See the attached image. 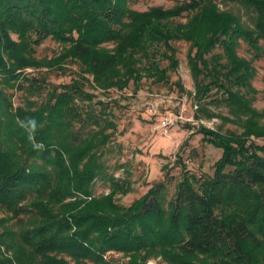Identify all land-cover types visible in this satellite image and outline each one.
<instances>
[{"label": "trees", "instance_id": "16d2710c", "mask_svg": "<svg viewBox=\"0 0 264 264\" xmlns=\"http://www.w3.org/2000/svg\"><path fill=\"white\" fill-rule=\"evenodd\" d=\"M223 1L140 10L130 0H0V264H150L155 256L264 264V144L253 141L264 139V112L253 106L252 83L253 62L264 57V0H234L249 21ZM48 38L64 47L40 58ZM174 41L190 43L196 95L222 92L216 100L232 108L242 131L202 127L222 155L211 176L185 170L167 206L163 183L122 205L117 194L130 184L106 172L102 159L116 123L106 110L80 105L79 97L94 95L78 79L34 99L43 82L27 70L74 61L102 89L138 88L177 69ZM241 42L252 58L238 52ZM8 88L31 95L15 105ZM98 178L110 180L108 193L94 194Z\"/></svg>", "mask_w": 264, "mask_h": 264}, {"label": "rangeland", "instance_id": "374dc122", "mask_svg": "<svg viewBox=\"0 0 264 264\" xmlns=\"http://www.w3.org/2000/svg\"><path fill=\"white\" fill-rule=\"evenodd\" d=\"M177 1L182 0H130V6L146 10L153 6L171 7ZM220 7L232 9L240 13L244 21H249L248 12L237 1L225 0L220 2ZM186 20V16L177 19L183 22ZM173 45L179 65L175 71L170 72L169 79L157 82L152 78H143L138 88L131 82L123 89H102L94 85L92 77L82 71V65L74 61H68L59 69L27 70V75L43 82L41 91L34 94V99L44 97L54 85L61 86L78 79L84 82V89L94 95L92 101L79 97L80 105L98 111L106 110L108 117L116 123L102 159L106 172L130 184V191L117 194V201L122 205H130L153 185L163 183L164 204L167 206L169 199L175 195L176 186L183 179L185 170L188 169L198 177L211 176L215 170V162L222 155L221 148L204 138L201 128L207 127L223 133L242 131L241 125L231 120L236 116L232 108L224 101L216 100L222 96V92L213 89L204 98L196 95L188 64L190 43L174 41ZM63 47V44L48 38L37 47L36 55L40 58L52 57L60 53ZM238 52L252 58V52L245 42H241ZM253 63L257 73L252 83L258 89L253 106L264 112V57ZM167 64L168 61L163 62L164 66ZM83 74L89 77L87 81L82 78ZM7 92L12 95L15 105L21 104L26 96L31 95L14 88H8ZM165 117L170 119L168 125L163 124ZM89 129L90 127L87 130ZM253 141L258 145L264 144L263 138H254ZM259 153L264 154L262 150ZM110 189L109 179L98 178L93 192L100 195L108 193ZM4 214L0 210V215ZM114 259L121 262L126 257L116 254ZM149 263L170 264L156 256L149 258Z\"/></svg>", "mask_w": 264, "mask_h": 264}, {"label": "built area", "instance_id": "2783aa9c", "mask_svg": "<svg viewBox=\"0 0 264 264\" xmlns=\"http://www.w3.org/2000/svg\"><path fill=\"white\" fill-rule=\"evenodd\" d=\"M180 118H182V116H180ZM170 123V119H169V117H165L164 118V121H163V124L164 125H168Z\"/></svg>", "mask_w": 264, "mask_h": 264}]
</instances>
